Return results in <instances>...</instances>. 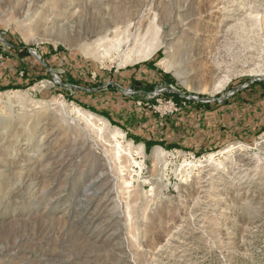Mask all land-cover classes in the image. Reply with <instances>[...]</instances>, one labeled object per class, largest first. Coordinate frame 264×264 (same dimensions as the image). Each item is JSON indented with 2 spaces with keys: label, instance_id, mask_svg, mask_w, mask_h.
<instances>
[{
  "label": "rangeland",
  "instance_id": "obj_1",
  "mask_svg": "<svg viewBox=\"0 0 264 264\" xmlns=\"http://www.w3.org/2000/svg\"><path fill=\"white\" fill-rule=\"evenodd\" d=\"M253 82L264 0H0V264H264Z\"/></svg>",
  "mask_w": 264,
  "mask_h": 264
},
{
  "label": "trees",
  "instance_id": "obj_2",
  "mask_svg": "<svg viewBox=\"0 0 264 264\" xmlns=\"http://www.w3.org/2000/svg\"><path fill=\"white\" fill-rule=\"evenodd\" d=\"M158 55H160V53ZM154 63H155V60H151V61H148L147 63L143 64V66L151 68L154 65ZM140 67H142V66H140ZM132 84L135 85V87H140V86L142 87L143 83L141 81H138V80L134 79ZM147 86L150 89L153 87V86H149V85H147ZM16 87H20V86L17 85ZM7 88H10V85H8V87L7 86L0 87V89H7ZM247 92H248L247 94H244V93L235 94L234 98L231 100L232 104L236 103L235 105L238 107L239 111L244 112V109H247V106H249L251 104H255L258 98H260V97L264 98V82H253L252 84L249 85V87L247 89ZM259 92L261 93V95H257ZM225 104L228 105V104H231V103L230 102H226ZM85 106H87V105H85ZM221 107L222 106H220L219 108H221ZM206 108H207V106H205V109ZM102 114L107 116V117H109L114 123L115 122L117 123V121H115L112 118L110 113L105 112V113H102ZM263 116H264V114H263ZM121 118L123 120L120 121V123H125V122L128 123V122H131L132 116L128 115V116L121 117ZM117 124H119V123H117ZM243 125H244V123H243ZM262 131H264L263 127L258 131V133H260ZM133 137H135L140 142H144L146 145L157 144V142H158V141H155V140H152V139L151 140L150 139L149 140L148 139H144L143 137L137 136V135H133Z\"/></svg>",
  "mask_w": 264,
  "mask_h": 264
},
{
  "label": "bare ground",
  "instance_id": "obj_3",
  "mask_svg": "<svg viewBox=\"0 0 264 264\" xmlns=\"http://www.w3.org/2000/svg\"><path fill=\"white\" fill-rule=\"evenodd\" d=\"M131 19L132 18H129V19H127L128 20V22H123V21H120V20H118L117 22H116V24H114V26H112V25H101L100 27H99V29L97 30V34L98 35H105V34H102V33H105V32H103V29H106L107 30V34H106V37L107 38H104V39H101V38H103V36L102 37H100V39L98 40V43H96V44H94V46L91 48V49H88V52L90 53V54H93L95 57H99V55L100 54H98V53H100V51H102L101 49H102V47H108L105 51H104V53L107 51V50H109V49H112V48H114L116 45H117V48H118V46H120V45H122V44H120V42L121 43H124L125 45H128V43H129V38H122V40L120 39L121 38V35H122V33H124L125 32V30L127 29V27L128 26H130V24L128 25L127 23H130V21H131ZM130 20V21H129ZM128 25V26H127ZM112 27V28H111ZM110 29H112L111 30V32L110 33H108L109 31H110ZM96 31V30H95ZM121 31V32H120ZM109 36V37H108ZM112 36V37H111ZM105 37V36H104ZM151 54L149 53V54H147V55H145V56H143V57H141V56H137V58H135L133 61L134 62H137V61H139V60H142V59H146V58H148L149 56H150ZM19 98H21V97H19ZM18 98V100H21V99H19ZM93 116V115H92ZM97 118H95V120H96ZM93 120V119H92ZM98 121V120H97ZM100 121V120H99ZM98 121V122H99ZM107 124V123H106ZM105 125V124H104ZM105 127H106V125H105ZM109 162V161H108Z\"/></svg>",
  "mask_w": 264,
  "mask_h": 264
}]
</instances>
